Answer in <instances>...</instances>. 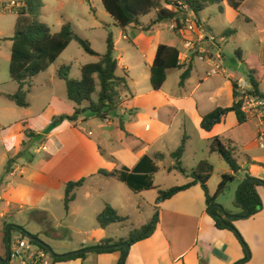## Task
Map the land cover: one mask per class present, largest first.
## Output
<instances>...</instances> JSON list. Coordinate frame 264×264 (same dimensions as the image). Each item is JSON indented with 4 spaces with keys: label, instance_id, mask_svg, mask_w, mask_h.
I'll return each mask as SVG.
<instances>
[{
    "label": "crops",
    "instance_id": "1",
    "mask_svg": "<svg viewBox=\"0 0 264 264\" xmlns=\"http://www.w3.org/2000/svg\"><path fill=\"white\" fill-rule=\"evenodd\" d=\"M225 10L232 14L236 28L243 32V41L236 42L239 48L235 50L240 54V59L238 58L232 69L224 66L221 50L214 52L207 48L205 55H191L184 49L179 35L171 33L169 37H162V31L158 32L156 28L159 26L164 28L166 22L156 25L146 33L128 29V37L123 35V39L128 40L131 48L140 53L141 60L135 63L127 62L121 66L120 63L124 60L120 56H114L118 62L117 74L127 76L130 89V93L123 94L118 113L124 117V130L119 128V124L115 126L114 122H108L107 119L104 120L108 122L107 125L98 132L95 139H91L92 132H88L87 135L84 133L83 127L87 123L83 122L85 119L82 116L76 122L64 121L50 131L46 130L51 117L72 115L73 103L70 104L72 113L66 110L62 112L60 105L64 100L61 98L57 100L58 110L52 112L42 128L36 127L31 118L39 116L43 109L36 108L31 111L30 103L27 108L16 106L9 96L18 86L10 80L9 73L8 77L4 78L2 70V61H7L8 67L10 62L12 42L7 41L10 45V54L6 60L0 57V258L7 259L8 250L9 253L13 251L10 244L6 243L9 226H13L9 230V238L11 232L16 230L19 233L18 239L23 235L29 238L30 234L37 236L47 245L39 238L38 233H31V221L36 225L41 220L54 218L52 205L59 203L63 208L66 183L86 179L83 186L75 190V200L70 203L68 212L64 211L67 217L75 216L72 205L78 199V190H83L84 202L92 205L94 199H98L97 191H104L111 186L113 190L109 197L114 202L110 200V204H120L131 199L132 191L116 187V178L101 175L99 171L110 173L122 167L132 169L144 155L153 157L160 153L165 156V160L166 154L160 151L165 149L170 156L173 151L169 152L168 149L176 147V150L183 138L184 153L195 136L199 142L209 143L207 150L210 156L215 154L209 152L211 141L215 137L221 138L232 149L233 157L241 171L230 183L229 193L232 189L237 191L247 174L264 181V148L259 147L257 139L262 129L259 118L247 116L246 122L240 125L235 114L231 112L211 131L205 132L200 128L203 116L216 108H227L233 104L232 82L247 83L243 60L248 56H254L259 64L264 66V0H244L237 10ZM63 24L58 30L50 31L59 32ZM205 31L207 33L209 30ZM210 37L212 38V35ZM117 43L118 41H114V51ZM160 44L174 47L179 51L180 66L191 63L190 76L183 86H180L179 82L184 69H171L167 72L166 81L160 90L154 91L151 88L150 68ZM206 45L209 47V41H206ZM240 45H243L245 50H242ZM218 55L219 60L216 59ZM215 62L222 71L211 74ZM140 78L148 81V84L140 87ZM259 88L264 92V79ZM65 96L67 98L66 88ZM50 97L48 107L53 101V96ZM85 106L86 104H83V107ZM130 110H135L133 115H128ZM26 130L34 132L36 137L26 138L24 135ZM38 144L41 146L35 152H31L34 145ZM42 147L45 148L44 151L40 150ZM155 149L159 150L151 152ZM21 151L22 155L19 156ZM41 151L43 155L34 157V154L39 155ZM200 161L204 160L198 162ZM158 163L160 162H156L157 167ZM169 167L171 166L166 168L167 174L174 173L175 171L168 172ZM225 174H231L229 167L228 169L222 167L218 177L221 178ZM154 186L158 188L155 184ZM116 190L121 191L118 194ZM257 192L263 205L261 211L249 219L235 220L232 223L249 250V260L242 264H264V187H257ZM214 193L209 195L212 196ZM215 203L230 216L240 213V209L233 205L226 206L228 203L226 199L219 197ZM105 204L107 202L104 200L99 201V208L93 213L95 220ZM155 207L154 204V211ZM157 207L159 221L153 235L132 245L123 264H238L244 259L243 247L235 234L215 226L214 220L207 212L204 192L200 186H193L180 192ZM107 228L101 229L97 225L83 230L85 236H94L93 244L82 246L78 251L95 247L105 240L118 242V239L114 240L104 235ZM55 237L63 239L57 234ZM47 246L53 252L50 246ZM63 247L68 249L66 245ZM74 251L78 252L72 250L62 254L53 253L65 255ZM122 256L118 250L109 253H88L84 259L53 264H120ZM8 264L20 262L11 261Z\"/></svg>",
    "mask_w": 264,
    "mask_h": 264
},
{
    "label": "trees",
    "instance_id": "2",
    "mask_svg": "<svg viewBox=\"0 0 264 264\" xmlns=\"http://www.w3.org/2000/svg\"><path fill=\"white\" fill-rule=\"evenodd\" d=\"M165 5H173L179 7L171 0H162ZM226 1L228 6L233 10H237L244 0H185L190 10L197 15L198 12L205 9L209 4H219ZM102 6L107 14L113 19L115 24L121 29L122 33L128 37L127 30L134 29L137 32L146 33L156 25L178 21L179 9L171 11L166 7H160L158 0H101ZM43 8V0H21V6L16 10L17 19L14 27V34L8 40L12 42L10 62L8 73L10 80L17 84V90L9 96V98L19 108H27V94L30 90L32 80L40 73L45 72L65 51L71 42L78 43L83 50L91 55L98 56L93 51L90 44L75 35L72 32L69 23H64L57 33H52L49 27L41 22L40 15ZM155 12V18L149 22L147 26H143L139 19ZM233 31H225L224 36L231 34ZM6 40V39H3ZM237 59L240 54L236 51ZM246 68V81L248 89L242 93L237 82H232V93L234 102L227 108H216L202 117L200 128L209 132L212 128L219 124L228 113H234L238 124H243L247 120V116L241 110L246 96L264 99V92L260 91V84L264 79V66L260 65L257 58L248 56L242 61ZM80 79L75 80L69 78V68L62 67L58 70L57 76L65 83L67 99L73 103L74 112L70 116L55 117L47 129L58 126L64 121L76 122L77 119L86 111L90 112L95 118L107 120L115 117L118 120L119 128L124 130V117L119 115L122 105V96L130 93L127 76L117 74L118 62L114 57V39L111 34L106 38V51L99 56L97 63L85 64L80 66ZM171 69H184L180 76L179 85L183 86L184 82L189 78L191 72V63L187 65H179V51L174 47L167 45H158L155 53L154 61L150 68V85L154 91L161 89L166 81L167 72ZM98 88L97 99H92L93 93ZM83 104H86L83 107ZM135 110L128 111V115H133ZM26 138H35L36 135L30 130L24 132ZM24 145V144H23ZM19 153V156L22 155ZM185 152V138L181 140L178 148L170 154V158L174 161L173 165L168 168V172L186 173V169L182 166V157ZM210 153H217L231 170V174L222 175L215 193L210 196L207 189V183L211 178L213 168L206 161H200L191 170L189 174L190 181L182 186H175L167 190H159L158 197L155 201V211L150 221L141 227V229L131 232L126 239L118 242L111 240L102 241L99 245L91 248L82 249L78 252L66 254L64 258L53 256L54 262L71 261L76 259H84L88 253H109L120 251L124 254V248L118 246L127 244L130 247L138 242L150 238L158 223V205L166 200L171 199L176 194L188 190L193 186H200L205 196V204L208 214L215 222L218 229H227L232 231L243 247L245 257L238 264L245 263L249 260V250L243 241L241 235L233 226L235 220H246L259 213L262 209V202L257 192V187H264V181L251 177L249 174L245 176V180L238 188L233 203L235 208L240 209L237 215H231V218L224 219L221 222L218 216L224 212H228L215 203L216 199L222 195L227 189L228 184L232 183L235 176L241 171L236 159L233 157L232 149L223 142L219 137L212 139ZM165 156L157 153L153 157L144 155L139 162L132 168L122 167L120 170H114L110 173L99 171V174L106 177H114L120 183L126 185L133 193L138 194L144 191L157 189L153 184V176L158 171L156 162L163 161ZM85 178L78 181H71L65 184L63 208L68 212L69 205L75 200V190L82 187ZM125 219L118 214V211L109 204H105L104 209L97 215L96 223L101 229L116 223H121ZM13 230V229H11ZM21 230V229H20ZM23 231V230H22ZM26 233V232H25ZM27 234V233H26ZM33 244L43 248L41 241L37 236L28 234ZM24 237V235H23ZM10 244V238L9 243ZM108 248V249H100ZM6 259L0 258V264Z\"/></svg>",
    "mask_w": 264,
    "mask_h": 264
},
{
    "label": "rangeland",
    "instance_id": "3",
    "mask_svg": "<svg viewBox=\"0 0 264 264\" xmlns=\"http://www.w3.org/2000/svg\"><path fill=\"white\" fill-rule=\"evenodd\" d=\"M171 1L176 3L177 0ZM158 3L160 7L167 6L162 0H158ZM8 4L21 5V0H0V5ZM167 7L173 11L179 9V7L173 5ZM228 7L226 1H221L219 4H209L205 9L197 13V18L201 21V26L211 32L212 38L209 37L208 40H206L209 41V47H207L209 51L212 50L216 52L217 50H221L220 52L224 56V60H222L224 66L227 69H232V66L238 62L235 50L239 47L236 42L243 41V32L236 28V21L232 19V14H229L227 10H225L228 9L233 11ZM16 10L17 8L15 7L10 12L0 13V57L4 60H6L10 54V45L7 41H9L8 39L14 34L17 17ZM179 11L181 10L179 9ZM155 14L156 13L153 12L148 16L141 17L139 21L145 27L155 18ZM40 20L53 32L58 30L61 24L69 23L72 32L81 39L87 41L91 49L95 51L98 56L87 54L78 43L73 41L45 72L40 73L33 79V86L27 94V101L31 105V111L36 110V108L43 109L39 116L31 118L36 127H44L48 117L56 109V105L59 104L57 100L60 98L64 100L60 105L62 112L66 110L72 113V108L70 106L72 103L65 96V85L62 80L58 79L57 72L62 67H68L69 78L75 80L80 79V66L97 63L99 61V56L103 55L106 51V38L109 34L112 35L114 41H118L114 56H120L122 60H124L121 61V66H124L127 62L135 63V61L141 60L140 53L135 52V50L131 48L130 44L127 42L128 40L123 39L124 34L110 15L105 12L101 0H43ZM164 25V28L159 26L156 29L158 32L162 31V37H169L172 33V31L168 29L169 23L166 22ZM233 30L235 33L232 32L226 36L223 35L225 31ZM127 31V33H129V30ZM240 46H242V50H245L243 45ZM2 66L4 78H7V61H2ZM136 72L137 71L134 73L135 77ZM139 80L140 87L145 83L148 84V81H143L141 78ZM97 95L98 88L93 93L92 99L96 100ZM50 96H53V101L48 107L51 100ZM82 117L85 119L83 122L87 123L83 127L84 133L87 135L88 132H92L93 136L91 139H95L98 132L102 131L108 122H114L115 126L118 124V120L115 117L108 118L107 123L95 117H93L95 119L92 120V115L88 111L83 113ZM54 118L55 117H51L47 129L50 127ZM43 134L44 133H42L41 136H43ZM208 144L209 143L205 141L199 142L197 136L193 137V142L190 144V147L187 149L186 153H184L181 160L182 166L186 169V173L184 174L179 172L167 174L166 168L172 166L174 161L169 157L167 150L164 149L160 151L166 154V159L158 163V171L154 174V184L158 188L140 194L132 192L131 199L123 201L120 204H110L111 198L109 196L112 194L113 190L111 186L104 189V191H97L96 195L98 199H94L95 202L92 205L84 202L83 190H78V199L76 203L72 205V211L75 213V216L67 217L63 210L64 208H62L59 203L58 205L53 204L54 218L52 220H41L39 224L36 225L31 221V233H38L39 238L46 242L56 254H62L63 252L72 250L78 251L82 246L93 244L92 238L94 236H85L82 231L90 229L91 226H97L93 213L98 210L99 201L104 200V202H107V204L115 208L118 214L125 219L121 223L110 225L104 235L107 236V238L111 237L114 240L118 239V241L120 238L126 239L131 232L141 229L142 226L150 221L154 214V204L158 197V191H164L188 182L191 169L194 168L196 163L201 159L207 161L213 167L211 178L207 183V188L210 194L215 192L220 182L218 174L222 167L228 169V165L218 154L215 153L210 156L207 150ZM40 146L41 144L34 145L31 152H35ZM175 148L168 150H170L169 152H174ZM157 150L159 149L152 150L151 152ZM43 154L44 153L41 151L39 155L34 154V157H39ZM117 181L115 182L116 187L128 189L126 185ZM230 185L231 184H228L227 189L220 197L227 200L228 203H226V206L230 205L232 207L238 189L237 191L232 189L229 193L228 188ZM120 191L121 190H116L118 194ZM111 202L114 201L111 200ZM55 234L61 236L63 239H57ZM18 236L19 233L16 230L11 232L10 247L12 250L16 249L15 243ZM64 245L68 246V249H65L63 247Z\"/></svg>",
    "mask_w": 264,
    "mask_h": 264
},
{
    "label": "built area",
    "instance_id": "4",
    "mask_svg": "<svg viewBox=\"0 0 264 264\" xmlns=\"http://www.w3.org/2000/svg\"><path fill=\"white\" fill-rule=\"evenodd\" d=\"M177 5L180 6L179 20H172L169 23L168 29L172 33L179 35L183 41L184 49L191 55H205L207 54L206 40L208 35L205 29L201 26L195 14L190 10L185 0H177ZM19 4L0 5V13L18 8ZM220 59V56H216ZM221 67L215 62L211 74L221 72ZM238 87L242 93L248 89V84L238 82ZM241 110L246 116L257 117L262 122V129L258 135V143L260 148H264V99L246 96ZM40 150L44 151L42 147ZM11 261H18L20 264H53V256L44 248H40L33 244L29 238L20 237L16 243V249L11 251L8 255V263Z\"/></svg>",
    "mask_w": 264,
    "mask_h": 264
},
{
    "label": "water",
    "instance_id": "5",
    "mask_svg": "<svg viewBox=\"0 0 264 264\" xmlns=\"http://www.w3.org/2000/svg\"><path fill=\"white\" fill-rule=\"evenodd\" d=\"M207 34H208V37L211 36V34H210L209 31L207 32ZM229 218H231V216L228 215V214H225L224 212L222 213L221 216H218V219H219L221 222H223L224 219H229ZM11 227H13V226H9L8 229H7V234H6V243H7V245H8V243H9V230H10ZM14 228H15V227H14ZM40 245H41L44 249H46L48 252H50L51 255L54 256V257H57V258H64V257L66 256V254H65V255H56V254H54L53 252H51V250L49 249V247H48L47 245H45L44 243H42V242L40 243ZM115 247H121V248H124V254H123V256H122V258H121V261H120V264H123L124 261H125V258H126V256H127V253L129 252L130 246L127 245V244H121V245H118V246H112V248H115ZM100 249H108V248H100ZM7 254L9 255V250H8V253H7ZM7 262H8V257H7V259L4 261V263H7Z\"/></svg>",
    "mask_w": 264,
    "mask_h": 264
}]
</instances>
